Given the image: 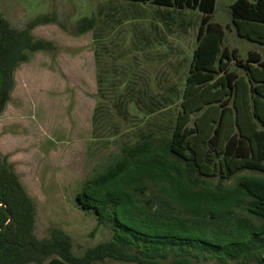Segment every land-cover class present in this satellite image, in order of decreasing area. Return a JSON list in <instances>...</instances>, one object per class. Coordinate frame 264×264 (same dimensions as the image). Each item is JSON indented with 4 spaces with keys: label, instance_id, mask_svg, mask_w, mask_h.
I'll return each mask as SVG.
<instances>
[{
    "label": "rangeland",
    "instance_id": "374dc122",
    "mask_svg": "<svg viewBox=\"0 0 264 264\" xmlns=\"http://www.w3.org/2000/svg\"><path fill=\"white\" fill-rule=\"evenodd\" d=\"M235 1L216 0L204 23L198 11L125 0H0V15L14 29L25 28L38 15L56 17L31 31L52 48L29 54L18 66L0 113V159L7 160L34 202L38 239L61 231L77 257L109 241L111 227L98 225L91 210L81 209L77 194L119 159L123 147L169 138L177 119L196 128L190 145L199 147L201 168L214 175L206 180L217 183L224 174L217 153L225 141L250 136V122L262 128L252 112L245 67H258L247 61L252 52L263 59L264 36L249 39L238 33L229 8ZM83 17L94 19L93 28L76 34ZM207 24L222 29L223 62L215 67L214 82L192 85L185 94L193 52ZM226 72L236 76L232 92L225 88ZM249 173L223 185L233 186ZM146 187L145 197L158 196L151 184ZM103 264L128 263L107 259ZM197 264L221 262L209 258Z\"/></svg>",
    "mask_w": 264,
    "mask_h": 264
},
{
    "label": "trees",
    "instance_id": "16d2710c",
    "mask_svg": "<svg viewBox=\"0 0 264 264\" xmlns=\"http://www.w3.org/2000/svg\"><path fill=\"white\" fill-rule=\"evenodd\" d=\"M125 1L198 11L204 23L216 4V0ZM229 8L241 36H264V0H236ZM55 20L54 14L38 15L18 30L0 15V113L10 99L18 66L29 54L52 48L51 43L34 39L31 31ZM93 25V18L83 17L75 33L83 34ZM222 37L220 26L207 24L205 37L193 52L185 94L194 89L192 85L198 88L216 80L215 67L223 62ZM247 61L258 63L257 68L245 69L252 112L262 128L250 122V136H230L225 141L217 153L224 162L217 183L206 180L214 175L205 173L199 147L190 145L196 128L179 119L166 140L155 137L123 147L119 159L87 180L77 194L81 209L91 210L97 224L109 225L112 233L109 241L81 257L73 255L70 239L61 231H51L43 239L35 236L34 202L7 160L0 159V264H103L107 259L128 264H197L209 258L221 264L264 262V56L252 52ZM224 81L232 92L235 74L226 72ZM201 147L204 151V143ZM243 171L250 173L238 176L233 186L223 185ZM149 184L158 196L145 197Z\"/></svg>",
    "mask_w": 264,
    "mask_h": 264
}]
</instances>
